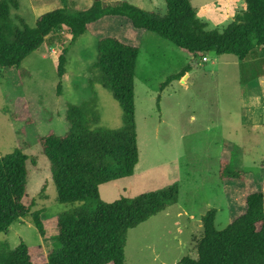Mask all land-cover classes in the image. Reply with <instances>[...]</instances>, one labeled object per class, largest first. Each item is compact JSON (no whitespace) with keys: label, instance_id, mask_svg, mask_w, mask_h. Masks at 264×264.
Wrapping results in <instances>:
<instances>
[{"label":"rangeland","instance_id":"1","mask_svg":"<svg viewBox=\"0 0 264 264\" xmlns=\"http://www.w3.org/2000/svg\"><path fill=\"white\" fill-rule=\"evenodd\" d=\"M92 1L19 0L18 9L10 13L33 26L44 11L63 7L70 12ZM126 1L159 15L165 12L164 0ZM189 2L196 16L206 22L207 29L221 30L235 13L244 9L243 0ZM69 42L70 35L65 29L54 32L49 41L22 61L26 70L23 75L14 67H0V156L14 149L26 154L24 202L30 206V212L41 211L46 227L41 235L29 215L20 217L6 232H0V240L7 241L9 247L23 241L29 247L34 246V255L38 256L58 247L52 235L54 215L80 204L56 200L50 163L40 150L38 137L50 131L65 132L69 125L65 111L71 104L86 105L91 113H97L98 120L90 125L117 128L122 124L121 106L96 81L99 72L92 66L97 54L93 34L84 32L68 46L64 74L57 75V56ZM137 45L133 101L138 160L130 176L100 183L98 190L102 200L112 201L121 195L131 197L176 183L175 202L129 228L123 251L125 264H180L182 256H196L194 242L202 231L201 216L208 209H216L214 227L222 229L233 211L240 212L242 204L244 208V195L263 185L264 176L253 175L264 164V137L253 146L248 139L238 145L242 140L235 137L246 132L239 123V114L247 102L244 96L247 75L253 70V78L261 76L264 81V56L254 66L250 62L255 59L257 49L251 50L242 61L233 54L206 52L207 61H201L184 83L174 78L160 87L167 76L188 63L190 56L150 31L140 32ZM58 83L60 94L56 89ZM19 98L25 100L28 109V115L22 118H18L16 107ZM221 156L257 178L254 181L249 176L243 184L230 182V203L224 190L227 183L219 176ZM245 185H250L246 191Z\"/></svg>","mask_w":264,"mask_h":264},{"label":"trees","instance_id":"2","mask_svg":"<svg viewBox=\"0 0 264 264\" xmlns=\"http://www.w3.org/2000/svg\"><path fill=\"white\" fill-rule=\"evenodd\" d=\"M243 2L244 9L217 30L206 28V22L196 16L189 0H164L163 15L126 0H93L70 12L63 7L44 11L33 26L20 16H11V10L18 9L19 0H0V67H14L23 75L26 70L21 63L25 57L49 41L54 32L65 29L70 42L62 47L56 63V73L61 77L68 46L88 32L96 38L97 54L92 64L99 72L96 81L111 92L123 112L119 127L102 128L90 125L98 120L97 113H91L86 105L71 104L65 111L67 130L38 137L40 150L50 163L56 200L80 204L54 215L52 235L57 248L51 247L38 256L34 255V246L23 241L9 247L7 241L0 240V264H125L127 230L175 202L177 195L176 183L131 197L121 195L112 201L102 200L99 195L100 183L130 176L138 160L133 79L140 32H153L190 56L188 63L167 76L160 87L198 64L206 52L233 54L242 61L259 47L254 56L262 61L264 0ZM56 89L60 94L59 83ZM16 107L18 118L28 115L23 98L16 100ZM26 160L20 149L0 156V232H6L13 221L29 215L31 224L43 235L46 227L41 211L30 212V206L24 202ZM251 175L233 166L226 156L220 157L219 176L227 183L224 190L228 203V184L247 183L250 177L256 181L253 176H264V164L260 172ZM248 186H244L245 191ZM43 189L44 185L41 192ZM243 202L244 208L242 204L238 213L231 209V219L219 230L214 227L216 209H208L201 216L202 231L194 242L196 256H182L178 262L264 264V181L259 188L249 190Z\"/></svg>","mask_w":264,"mask_h":264},{"label":"crops","instance_id":"3","mask_svg":"<svg viewBox=\"0 0 264 264\" xmlns=\"http://www.w3.org/2000/svg\"><path fill=\"white\" fill-rule=\"evenodd\" d=\"M257 50L259 51V47ZM256 58L252 61L250 60V64L252 63V65L257 66L256 64H258L261 59ZM201 61H207V57L205 60L201 59ZM201 61H199V63L191 69L185 71L179 77V81L184 83L189 77L190 72L193 71L194 68L201 63ZM253 72L254 71L252 70V73L247 75L249 81L245 84L244 96L247 102L239 114V123L245 128L246 132L243 134L240 133L235 137L237 140H242L241 142H238V145H242V143L245 144V141L248 139V144L253 146L255 141H259V138L264 137V81L259 75V77L253 78ZM248 130H250V132ZM229 141L232 140L229 139ZM247 151H249V149ZM247 151L245 149V152Z\"/></svg>","mask_w":264,"mask_h":264},{"label":"built area","instance_id":"4","mask_svg":"<svg viewBox=\"0 0 264 264\" xmlns=\"http://www.w3.org/2000/svg\"><path fill=\"white\" fill-rule=\"evenodd\" d=\"M201 59H202V60H205V59H206V56L203 55V56L201 57Z\"/></svg>","mask_w":264,"mask_h":264}]
</instances>
